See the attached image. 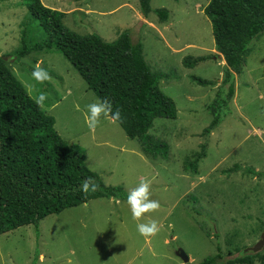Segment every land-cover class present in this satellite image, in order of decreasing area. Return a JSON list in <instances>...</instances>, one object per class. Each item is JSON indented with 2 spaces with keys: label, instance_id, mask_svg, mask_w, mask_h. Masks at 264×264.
<instances>
[{
  "label": "rangeland",
  "instance_id": "374dc122",
  "mask_svg": "<svg viewBox=\"0 0 264 264\" xmlns=\"http://www.w3.org/2000/svg\"><path fill=\"white\" fill-rule=\"evenodd\" d=\"M41 1L65 12L64 24L79 34L97 33L111 41L129 28L132 39L142 42L151 69L169 76L159 86L175 101L177 116L156 118L149 129L169 144L168 159L148 156L136 138L103 116L96 130H89L86 106L98 98L60 50L39 48L16 61L5 58L34 100L46 96L40 106L89 169L105 184L128 192L143 179L151 181V198L161 207L135 221L126 199H91L43 218L38 237L32 224L0 234V264H32L36 249L34 264H198L217 253V243L231 256L253 246L264 231V34L253 40L242 72L235 75L229 113L203 135L212 118L207 106L226 66L204 13L209 0H152V8L168 10L165 21L153 12L144 16L138 0ZM26 14L21 0H0V55L20 46ZM27 26L28 37L34 36L35 26ZM189 55L209 58L189 68L183 65ZM38 63L51 77L44 83L32 77ZM193 74L215 84L198 85ZM202 143L206 156L198 172L185 171L184 158L193 159ZM152 219L161 231L145 238L136 225ZM258 253L264 255V247ZM254 264L261 263L256 258Z\"/></svg>",
  "mask_w": 264,
  "mask_h": 264
},
{
  "label": "trees",
  "instance_id": "16d2710c",
  "mask_svg": "<svg viewBox=\"0 0 264 264\" xmlns=\"http://www.w3.org/2000/svg\"><path fill=\"white\" fill-rule=\"evenodd\" d=\"M27 8L22 21L20 46L0 55V234L32 224L39 236V223L48 215L59 214L100 197L123 198L122 186L107 185L89 169L79 150L71 147L55 129V118L34 100L8 67L5 58H16L39 48L58 49L67 58L98 99L107 98L113 111L121 112L118 125L126 136L139 141L142 152L168 159L169 144L149 133L156 118L175 119L177 108L172 97L159 86L167 74L151 69L143 54L141 41H134L125 28L107 41L97 33L79 34L67 27L65 12L48 7L41 0H21ZM152 0H138L144 16L153 12L165 21V7L152 8ZM204 13L211 23L216 51L225 61L223 78L207 108L212 118L202 130L208 135L230 111L235 91V75L240 74L251 53V43L264 34V0H209ZM36 34L28 37L27 23ZM209 56H186L185 67L192 68ZM198 85H214L215 80L191 75ZM42 85V84H41ZM42 90L48 91L44 86ZM206 156V143L185 157V171L198 172V162ZM264 176V172L262 173ZM92 177L99 185L87 196L80 190L84 180ZM206 255L198 264H262L258 252ZM36 249L32 264L37 261Z\"/></svg>",
  "mask_w": 264,
  "mask_h": 264
},
{
  "label": "clouds",
  "instance_id": "9594fccd",
  "mask_svg": "<svg viewBox=\"0 0 264 264\" xmlns=\"http://www.w3.org/2000/svg\"><path fill=\"white\" fill-rule=\"evenodd\" d=\"M32 77L40 82L44 83L49 80L50 74L38 63L33 71ZM46 99L44 94H41L37 100L38 103H42ZM77 110H80L79 105H76ZM85 123L90 131L94 132L101 123V117H105L112 122H119L122 120L121 112L119 110L113 111V105L107 98L98 99L96 102L90 103L86 106ZM99 185L92 177H88L81 185V191L87 196L89 192H96ZM151 181L143 179L138 186L132 188L127 195V204L131 211L132 219L140 221L145 214L156 212L160 209L161 205L159 201L151 198ZM161 225L159 221L152 219L146 223H137L136 228L138 233L145 238L156 236L161 231Z\"/></svg>",
  "mask_w": 264,
  "mask_h": 264
},
{
  "label": "water",
  "instance_id": "95a60500",
  "mask_svg": "<svg viewBox=\"0 0 264 264\" xmlns=\"http://www.w3.org/2000/svg\"><path fill=\"white\" fill-rule=\"evenodd\" d=\"M263 247H264V231H262L259 239L253 244V246L247 247L246 249H244V252H247L249 250H251L252 252H259ZM180 255L183 257L185 262L189 261L187 255L182 250H180Z\"/></svg>",
  "mask_w": 264,
  "mask_h": 264
}]
</instances>
